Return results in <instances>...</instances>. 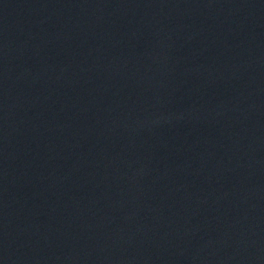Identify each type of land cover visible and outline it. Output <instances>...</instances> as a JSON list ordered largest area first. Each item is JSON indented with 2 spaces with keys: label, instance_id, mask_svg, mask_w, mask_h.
<instances>
[{
  "label": "water",
  "instance_id": "95a60500",
  "mask_svg": "<svg viewBox=\"0 0 264 264\" xmlns=\"http://www.w3.org/2000/svg\"><path fill=\"white\" fill-rule=\"evenodd\" d=\"M0 264H264V0H0Z\"/></svg>",
  "mask_w": 264,
  "mask_h": 264
}]
</instances>
